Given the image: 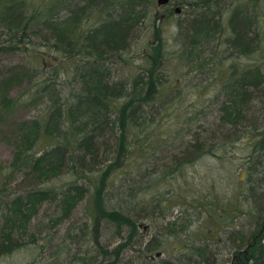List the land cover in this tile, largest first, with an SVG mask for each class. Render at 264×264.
Masks as SVG:
<instances>
[{
  "label": "trees",
  "instance_id": "16d2710c",
  "mask_svg": "<svg viewBox=\"0 0 264 264\" xmlns=\"http://www.w3.org/2000/svg\"><path fill=\"white\" fill-rule=\"evenodd\" d=\"M178 7L187 20L178 24L183 42L175 55L194 70L208 68L207 53L211 43L221 38L224 22L233 53L245 56L260 50L264 57V31L259 24L264 0H172L166 7H159L157 0H0V53L27 50L35 45L34 38H39L50 52L37 57L51 62L48 78L43 75V66L34 67L30 61L23 73L14 72L0 85L6 91L0 95V103L9 114L18 105L17 98L9 96V87L17 81L34 82L31 101L47 103L41 116L17 124L15 151L0 171V255L22 248L25 236H36L34 231L40 226L64 224L88 193L93 198L94 218L112 223V229L121 223L131 225L133 216L126 207L105 208L107 182L115 171L116 158L128 154V127L140 126L139 120L146 119V107L158 100L164 69L158 57L167 54L162 27L180 15ZM146 28L153 29L152 52L139 58L140 70L132 81L116 80L117 66L134 61L128 54L142 37L141 29ZM196 63L199 67L195 68ZM66 68L69 78L60 80V72ZM60 82L70 86L66 99ZM222 92L219 112L225 127L237 130L264 123V108L260 109L264 106V61L246 70L233 69ZM254 109L258 110L252 113ZM202 146L197 139L190 148L199 151ZM254 155L246 166V197L253 201L259 218L254 216L252 233H229L233 243L222 264H264V138L257 142ZM65 176L73 178L66 180ZM53 204L58 217L48 220L49 225L41 222L37 226L42 209ZM148 208L144 207V217L156 214L160 207L154 203L151 212ZM252 214L242 212L241 216ZM225 229L220 227L219 231ZM82 231H68L67 239L87 237L84 228ZM159 248L157 244L153 250ZM187 248L194 253L184 254L179 264H203L212 256V250L206 248L191 244ZM155 251H151L153 256ZM98 252L104 258L112 255L105 248ZM91 258L98 256L91 254Z\"/></svg>",
  "mask_w": 264,
  "mask_h": 264
},
{
  "label": "rangeland",
  "instance_id": "374dc122",
  "mask_svg": "<svg viewBox=\"0 0 264 264\" xmlns=\"http://www.w3.org/2000/svg\"><path fill=\"white\" fill-rule=\"evenodd\" d=\"M186 20L187 15L182 13L167 20L162 27L164 30L161 36L165 41L164 50L167 54L158 57L159 63H164L158 100L146 107V119L139 120L140 126L128 127L126 157L118 158L113 155V158L117 157V165L107 182L108 202L105 208L111 210V207L124 206L133 217H142L147 211L144 210L145 206H149L148 210L151 212L152 204H160L163 207L162 214H168L170 219L179 214L195 215L193 216L195 218L198 216L197 223L193 224L191 230L198 234L200 233L198 222L205 216L198 215L195 201L201 198L206 205L210 201L215 205L219 229L226 228L218 231L222 260L219 264H222L228 259L233 243L229 233L238 230L241 235L249 234L256 227L254 216L259 212L253 201L246 197L249 193L246 166L253 158L257 142L264 138V123H259L256 128L249 125L237 130H231L223 125L219 112L224 98L223 84L229 79L233 69L241 71L256 67L262 64L264 57L260 50L245 56L233 53L228 48L227 39L230 33L227 23L224 22L226 28L221 38L211 43V50L207 53L210 57L208 68L194 70L187 61L175 55L183 42L178 24ZM259 24L264 31V14L259 18ZM141 36L128 54L134 61L117 66L116 80L132 81L140 70L139 58L146 52H152L153 29H141ZM33 42L35 45L27 50L0 53V85L3 79L12 77L14 72L23 73L22 70L30 66V61L34 67H44L43 75L46 78L51 76L49 67L51 62L37 57L40 54L46 56L50 52V47L45 48L39 38H34ZM193 65L195 68L199 67V63ZM66 71L67 68L63 73L60 72V80L69 78ZM60 83L64 88L63 99H66L71 90L70 86L67 82ZM33 84L34 82L28 80L17 81L14 86L9 87L10 98L16 97L18 102L16 109L10 114L0 103V171L6 168L15 151L17 124L30 118H38L46 110L47 103L42 100L34 103L31 101L35 89ZM5 92V88L0 87V95H4ZM260 107L264 108L263 105ZM257 110L254 109L252 113ZM239 132L241 133L238 134ZM197 139L204 145L199 151L190 148L197 143ZM112 145L115 147L116 141L112 140ZM173 168L176 169L171 173ZM71 178L73 177H63L66 180ZM80 184L85 186L84 181ZM90 195L88 193L86 199L75 208L76 211L64 224L56 225L57 238L66 240L69 238L68 231L82 234L84 228L92 242L91 253L98 256L93 248L99 249L100 246L109 243L115 236V231L110 226L112 223L100 217H93V198ZM42 211L36 220L37 226L41 222L49 225L48 220L54 221L59 215L54 204L44 207ZM242 212H254L255 215H242L237 219L234 217L241 215ZM188 221L187 218L185 222ZM28 237L25 236V241L31 240ZM97 241H100V246L96 245ZM165 249L169 251L170 245L167 244ZM33 250L30 247L20 248L12 255L0 257V264H23L24 260L29 258L27 254L33 253ZM177 255L175 253L173 257ZM168 257L165 255L161 259ZM102 258L100 254L92 262L100 264ZM123 261L125 264H148L134 255L124 257Z\"/></svg>",
  "mask_w": 264,
  "mask_h": 264
},
{
  "label": "flooded vegetation",
  "instance_id": "af4514ba",
  "mask_svg": "<svg viewBox=\"0 0 264 264\" xmlns=\"http://www.w3.org/2000/svg\"><path fill=\"white\" fill-rule=\"evenodd\" d=\"M227 82V81H226ZM225 84V83H224ZM223 84V86H224ZM198 207V215L203 214L205 217L199 220L200 233L192 232L193 224L197 223L198 216H183L181 214L170 219L166 214H162V206L156 214L142 217H131V225L121 223L114 227L115 233L110 244L107 243L100 248H105L109 254V258H102L100 264H125L123 258L126 256H136L142 261V257L147 256L148 264H179L184 254L194 253V250L188 249V244L195 247L206 248L212 250V256L204 259L203 264H219L220 258V239L218 236L219 225L215 214V205L208 202V205L201 199L195 201ZM160 210V211H159ZM187 214V212L185 213ZM241 216V215H236ZM192 217V218H191ZM188 218V222H185ZM143 222L145 225H143ZM175 232V235H172ZM36 236H29V241H25L22 248L30 247L34 249L29 258L25 259L23 264H94L91 258V239L84 237L81 239L60 240L57 238L58 232L56 224L52 226H43ZM39 239L34 241V239ZM26 240V239H24ZM160 246V250H153L154 246ZM169 244L170 250H166L165 246ZM98 245V244H96ZM99 246V245H98ZM99 248V249H100ZM98 254L99 249L93 248ZM151 249V250H150ZM155 251V256L151 254ZM4 253L2 256L12 255ZM177 257H173L174 254ZM169 256L161 259L162 256ZM83 257V259H78ZM173 257V258H172Z\"/></svg>",
  "mask_w": 264,
  "mask_h": 264
},
{
  "label": "water",
  "instance_id": "95a60500",
  "mask_svg": "<svg viewBox=\"0 0 264 264\" xmlns=\"http://www.w3.org/2000/svg\"><path fill=\"white\" fill-rule=\"evenodd\" d=\"M172 2V0H157L158 6L159 7H166L168 6L170 3ZM181 8H177L176 13L180 14L181 13Z\"/></svg>",
  "mask_w": 264,
  "mask_h": 264
}]
</instances>
